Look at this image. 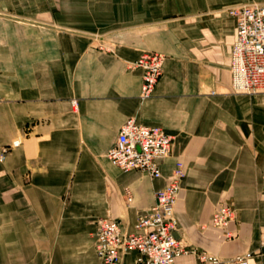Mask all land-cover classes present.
I'll use <instances>...</instances> for the list:
<instances>
[{
    "label": "crops",
    "instance_id": "0c3cea01",
    "mask_svg": "<svg viewBox=\"0 0 264 264\" xmlns=\"http://www.w3.org/2000/svg\"><path fill=\"white\" fill-rule=\"evenodd\" d=\"M253 2L0 0V154L19 141L0 158V264H104L95 222L132 233L177 162L174 236L189 252L174 264H264V93L231 88L226 13ZM146 52L165 60L143 100L131 65ZM130 119L172 138L161 178L107 158ZM222 204L236 212L226 229L211 223Z\"/></svg>",
    "mask_w": 264,
    "mask_h": 264
},
{
    "label": "built area",
    "instance_id": "2783aa9c",
    "mask_svg": "<svg viewBox=\"0 0 264 264\" xmlns=\"http://www.w3.org/2000/svg\"><path fill=\"white\" fill-rule=\"evenodd\" d=\"M226 13L236 21V35L229 63L231 88L247 95L264 93V3L253 2L230 7ZM164 60V55L160 53L146 52L132 63V68L142 71L141 99L151 97L162 75ZM18 145L19 141H14L4 147L0 158ZM172 146V138L161 129L138 125L130 119L121 126L106 156L124 173L137 171L159 179L162 176L160 164L171 155ZM184 176V167L177 162L168 184L155 192L154 204L138 216L132 233L105 218L95 222L94 248L104 264H124L123 258L130 251L138 253L136 264H174L177 256L189 252L174 236L177 229L174 210ZM235 216L232 206L222 204L213 212L211 223L226 229ZM225 236L232 238L227 232ZM251 256V253H243L236 256L233 262L249 264ZM198 257L201 262H218L205 253H200Z\"/></svg>",
    "mask_w": 264,
    "mask_h": 264
},
{
    "label": "rangeland",
    "instance_id": "374dc122",
    "mask_svg": "<svg viewBox=\"0 0 264 264\" xmlns=\"http://www.w3.org/2000/svg\"><path fill=\"white\" fill-rule=\"evenodd\" d=\"M258 3H264V2H258ZM100 40V39H99ZM100 47H101V49H105L106 48V45H104V44H99V45H97V48H98V50H101L100 49Z\"/></svg>",
    "mask_w": 264,
    "mask_h": 264
}]
</instances>
